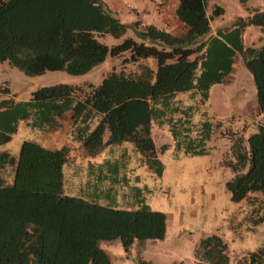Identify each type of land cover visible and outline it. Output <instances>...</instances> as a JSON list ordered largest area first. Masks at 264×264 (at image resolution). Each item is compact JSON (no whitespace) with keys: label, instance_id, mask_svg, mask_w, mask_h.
<instances>
[{"label":"trees","instance_id":"16d2710c","mask_svg":"<svg viewBox=\"0 0 264 264\" xmlns=\"http://www.w3.org/2000/svg\"><path fill=\"white\" fill-rule=\"evenodd\" d=\"M208 1L177 0L174 15L181 25L172 34L152 24L125 22L103 0H0V63L25 76L45 72L83 76L108 56H127L118 72L109 73L97 86L88 84L84 90L57 84L37 89L27 102L0 101V128L8 122L2 116H13L14 111L26 119L28 109H36L38 127L69 111L76 143L71 151L23 141L16 159L0 153V264H112L99 244L114 242L133 264H153L140 254L145 242L164 239L166 216L149 209L139 187H131L137 207L120 210L98 205L86 193L64 195L62 179V166L76 156L101 158L100 163H88L91 173L98 172L88 185H105L100 193L114 197L115 186L122 190L130 182L126 172L119 173L129 166L128 160L107 159L119 156L116 146L122 143L131 145L142 171L160 178L163 165L150 137L152 124L166 129L175 158L207 155L213 137H223L227 146L220 157L230 172L224 183L229 201L245 210L247 231L264 223V43L257 48L242 44L246 27L264 34V0L263 10L245 8L246 16L234 17L215 34L210 21L223 10L213 6L207 15ZM241 3L244 6L245 0ZM104 36L126 38L108 47L99 42ZM234 57L255 93V107L249 113L259 122L247 138L244 128L239 133L220 131L205 107L210 88L231 76ZM177 94H186V100L176 99ZM14 131L0 130V146ZM166 150L163 145L159 152ZM139 178L132 176L135 183ZM65 187L71 192L69 182ZM229 226L236 231L233 222ZM193 258L194 264H229L228 247L211 233L197 241ZM235 264H264V245Z\"/></svg>","mask_w":264,"mask_h":264},{"label":"rangeland","instance_id":"374dc122","mask_svg":"<svg viewBox=\"0 0 264 264\" xmlns=\"http://www.w3.org/2000/svg\"><path fill=\"white\" fill-rule=\"evenodd\" d=\"M212 2V0L208 1L207 15L214 10L213 6L224 11V16H218L210 21V27L214 31L217 28H225L230 25L236 16H246L245 8H257L262 5L261 0H245L244 6L241 0H217L214 4ZM157 4H160V1L156 2ZM162 6H166V4ZM161 8L158 7V10ZM156 11L157 6L151 7L149 1H146L143 7L126 4L125 12L128 17L122 20L129 23L138 21L140 24V15H150L151 12L156 14ZM179 27L174 26L176 32ZM244 32V46H248L256 40L259 29L249 27ZM127 36L132 37L131 31L127 32ZM125 38L114 40L109 36H104L99 42L110 47L119 45ZM263 43L264 41L261 44ZM125 58H127L126 54L114 59L108 56L103 63L83 76H69L63 72H45L40 76L29 77L9 67L6 62H2L0 63V101L2 100L1 95L8 90L13 92L18 100H27L31 93L41 87L63 84L85 90L88 84L97 86L109 73L118 72V64ZM232 69L233 72L227 78L226 83L210 88L209 106L205 107L207 110L209 109L208 112L214 120L219 122L220 131L225 132L230 129L239 133L241 128H244L243 130H246L244 136L247 138L254 133V127L259 122V118L253 112L249 113L250 110L233 112L231 103L235 101L234 97L240 95L242 96L241 100L237 97L239 108H245V102L250 99L248 91L251 81H249V85L248 74L238 61H234ZM35 111L36 109L33 108L28 109L29 115L26 119H21L17 111H14L13 116H2L8 122L7 127L4 126L0 130L11 132L15 129V131L11 133L10 141L0 146V153L7 152L16 159L23 141L39 143L41 131L37 126ZM150 137L156 155L163 165L161 177L156 178L154 175L142 171L143 168L139 167L140 161L137 160L138 156L132 153L131 145L122 143L120 146H116L119 156L115 158L128 160L127 165L131 170L138 169L136 173L140 177L139 182L135 183L132 176L128 177L130 180L128 186L124 187L121 193L112 197L113 199L107 198L103 194L97 195L95 198V202L101 206L120 210L133 209L137 207V204L131 187L136 186L143 191H141V196L151 211L167 216L164 239L145 242L140 254L142 258L153 264H194L193 251L197 241L211 233L218 234L226 243L229 264H235V261L241 256L264 245V223L252 231H247L246 227L249 222L244 219L245 210L241 204H233L229 201V194L224 188V183L229 179L230 172L221 165L220 155L227 146L223 137H213L210 144H207V148L210 149L205 157H186L179 154L178 158H175L173 143L166 129L160 130L152 124ZM163 145L167 150L160 154L159 149ZM75 146L76 143L70 140L57 149L67 147L73 151ZM116 148L114 150L117 152ZM108 150L109 148L105 151ZM100 161L101 158L82 159L76 156L71 163L64 164L62 166L64 195L78 197L84 193L89 194L91 188L88 182H93L96 179V173H91L88 163H99ZM126 175L128 176V173ZM70 181L75 188L68 192L65 186ZM84 185H88L87 189ZM231 222L236 225L235 232L229 230ZM135 246L134 242L130 249L132 255H135ZM99 248L109 255L112 264H133V260L125 258L119 242L100 243Z\"/></svg>","mask_w":264,"mask_h":264},{"label":"crops","instance_id":"0c3cea01","mask_svg":"<svg viewBox=\"0 0 264 264\" xmlns=\"http://www.w3.org/2000/svg\"><path fill=\"white\" fill-rule=\"evenodd\" d=\"M103 1L106 3V5L108 6V8L111 11H113L117 14V16L120 19H125L128 17V15H126V12H125V5L126 4H131V5L135 4V5H139V7H143L144 4L146 3V1H149L151 7L157 6L156 14L154 12H151L150 15H140L139 19H140V26L141 27H143L144 25L152 24V25L156 26L157 28H162L166 32L173 34L176 32L174 26L179 27L181 25L176 20L175 15H174V10H175V7L177 5V0H103ZM158 1H160V4L156 5V2H158ZM212 1H213L212 2L213 4L217 2V0H212ZM164 4H166V6H162ZM158 7L159 8L162 7V8L160 10H158ZM257 8H260V10H263V8L260 6H258ZM249 9H252V7ZM220 16H224V11H223L222 15H220ZM211 29H212V31H214V29L212 27H211ZM245 29H249V27H246ZM248 31L255 32L253 30H248ZM213 33L214 34L216 33V29ZM263 41H264V34L259 30V34H258L256 40L254 41V43H250L248 46H244L245 45V32H243V34H242V44L244 47L257 48V47H253V46L259 45ZM235 60L240 62V60L236 57H234L232 59V62H234ZM247 80H248V84H249V81H251V79L248 76H247ZM225 83H226V80H225ZM216 86H220V85H215L213 87H216ZM14 95L15 94L13 92H10L8 90V93H4L3 95H1L2 96L1 98H2V100H8V99L11 100L13 105H16L18 103L27 102L30 99L29 98L27 100H18ZM239 96L240 95H237L236 97H234L235 101H232V103H231V106H233L231 110L233 112L237 111V113H238V112H241L244 110L248 111V110L254 109V107H255V93H254L252 82H251V85H250L249 91H248V97L250 99L245 102V108H243V107L239 108L237 97L240 98V100L242 99V96H240V97ZM175 97L178 100H184V101L186 100V94H177ZM206 105L209 106L208 101H207ZM232 111H231V113H232ZM70 116H71V113L69 111L65 112L60 116H55L54 119L51 120L49 125L45 124V125H42V127H38L39 130L41 131V135L39 137V144L41 146L47 148V149H57V147H60V146L64 145L67 141L72 140L71 132H72V128H74V127H73L72 121L70 119ZM205 156H207V155H204V157ZM107 159L113 163L114 162L120 163L122 160V159L118 160V158H115V157H111V158H107ZM102 160L103 159H101V161ZM129 167L130 166H127L126 169L119 170V173L121 174V171L126 172V173H128V177L137 175V173H136L137 170L131 171V169H129ZM104 172H106L105 169H104ZM93 173L98 174V172H96V170ZM69 184H70L71 191H73V189L75 188L74 184L72 183V181H70ZM104 186L105 185H103L102 187L100 186L101 189H104ZM89 187L91 188V191L89 192V194L86 193V195L89 196L90 198H92L94 201H95V198L97 197V195L103 194V193L102 194L100 193L102 191H100V187L98 186V184H96V185L92 184V185H89ZM86 189H87V187H86ZM115 189L117 190L115 196L122 192V190H119V188H117V186H115Z\"/></svg>","mask_w":264,"mask_h":264}]
</instances>
